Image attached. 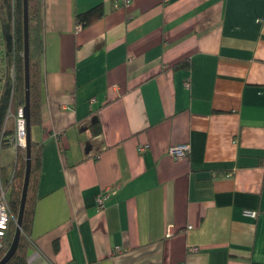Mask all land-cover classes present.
Segmentation results:
<instances>
[{
    "label": "crops",
    "instance_id": "0c3cea01",
    "mask_svg": "<svg viewBox=\"0 0 264 264\" xmlns=\"http://www.w3.org/2000/svg\"><path fill=\"white\" fill-rule=\"evenodd\" d=\"M120 2L42 0L27 258L264 264V0ZM181 144L186 158L167 155ZM17 176V148L0 146L8 200Z\"/></svg>",
    "mask_w": 264,
    "mask_h": 264
},
{
    "label": "trees",
    "instance_id": "16d2710c",
    "mask_svg": "<svg viewBox=\"0 0 264 264\" xmlns=\"http://www.w3.org/2000/svg\"><path fill=\"white\" fill-rule=\"evenodd\" d=\"M103 15L102 7L97 6L77 14L76 22L85 28ZM28 37H29V124L30 129L41 123V80L40 62L43 54L42 40V0H28ZM23 33H22V0H0V146L7 145V137L14 132L13 119L8 113L15 114L24 105V68H23ZM184 64L186 62H183ZM14 66L13 79L9 69ZM186 65H181L185 67ZM12 127L9 128V123ZM91 136L100 133L98 123L89 126ZM41 146L30 140L31 169L27 196L21 223V234L15 254L5 264H27V248L33 220L35 202L34 189L39 174V152ZM25 148H17L18 176L12 179L9 187V206L17 218L20 195L25 169ZM15 178V177H14ZM8 184L6 185V187ZM15 231V223H11L2 249L0 259L8 250Z\"/></svg>",
    "mask_w": 264,
    "mask_h": 264
},
{
    "label": "built area",
    "instance_id": "2783aa9c",
    "mask_svg": "<svg viewBox=\"0 0 264 264\" xmlns=\"http://www.w3.org/2000/svg\"><path fill=\"white\" fill-rule=\"evenodd\" d=\"M130 4V0H122L120 3L115 4V8L118 7H127ZM78 28H80L77 25ZM9 76L13 79L14 76V66H11L9 69ZM187 86V85H186ZM7 117H10L13 119L14 124V132L11 136L7 138V144L11 145L16 148H25L26 146V122L25 117L23 113V106L19 107L17 109V112L13 115L11 113L7 114ZM54 139H58V135L54 136ZM147 145H140L138 147V152L142 153L146 150ZM189 151V146L187 144H181V145H173L170 146L167 149V155L169 157L180 160L187 157ZM106 199L105 194H98L96 197V204L98 209L102 208L103 202ZM251 215H254L252 212ZM15 217L13 216V213L10 209L8 198L6 197L5 190L0 186V249H2L4 245V241L7 237V233L9 230V227L11 223H15ZM198 249L196 247H189L188 252L189 253H195ZM36 256L31 255L29 256L26 261L27 264H32L35 261Z\"/></svg>",
    "mask_w": 264,
    "mask_h": 264
},
{
    "label": "water",
    "instance_id": "95a60500",
    "mask_svg": "<svg viewBox=\"0 0 264 264\" xmlns=\"http://www.w3.org/2000/svg\"><path fill=\"white\" fill-rule=\"evenodd\" d=\"M22 33H23V68H24V105L23 113L26 122V146H25V169L22 190L19 201V208L17 218L15 222V231L11 241V244L0 259V264H5L16 252L20 234H21V223L24 212V206L27 196L29 175L31 169V158H30V124H29V37H28V0H22Z\"/></svg>",
    "mask_w": 264,
    "mask_h": 264
}]
</instances>
